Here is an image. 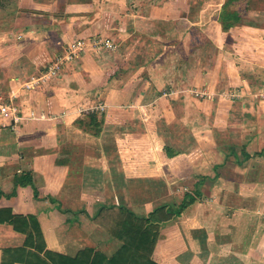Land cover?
<instances>
[{
    "label": "crops",
    "instance_id": "crops-1",
    "mask_svg": "<svg viewBox=\"0 0 264 264\" xmlns=\"http://www.w3.org/2000/svg\"><path fill=\"white\" fill-rule=\"evenodd\" d=\"M108 1H76L80 8L72 12L75 7H63L54 0L52 7L50 2L40 5L41 8L34 7L44 12L43 16H36L34 20L39 19L34 22L20 5L18 20H27L19 35L21 38L15 43L0 44L12 52L3 56V60L0 58V65L3 64L0 67V102L13 98L19 114L28 117L0 124V264H24V254L42 244L34 223L38 225L45 249L74 255L79 250L75 248L76 236L80 234L77 226L82 223L81 228L86 232L83 235L93 230L102 234L105 231L90 217L102 204H123L119 182H123L124 175L131 178L126 183H139L141 176L163 171L171 180L162 182L169 184L170 189H197L202 193L211 185L217 195L207 205L191 203L180 216L161 227L153 253L159 263L264 264V221L260 216L264 213V202H252L251 196L243 194L252 190L264 192V155L243 160L240 152L232 155L215 147L208 158L215 160L209 169L194 165L187 170L188 148L176 149L167 157L165 154H170L167 148L162 151L163 134L157 133L161 122L169 127L186 114L189 109L184 98L195 100L201 109L196 110L195 118L200 115L213 123L207 128L209 135L231 126L230 119L235 113L247 120L246 114L253 111L259 121H263L264 97L259 95L264 91V68L258 69V81L252 78V70L259 57L264 60V49L261 48V54L241 52L239 44L250 39L246 36L248 33L244 38L239 37L238 32L246 31L244 28L236 23L229 30H222L215 10L199 13L196 10L195 13L182 6V9L176 5L162 6L170 0H161L156 8L143 3L141 11L134 15L137 21L124 20L122 31L118 29L116 18L123 17L118 13L117 3L124 4V1ZM5 3L0 0V20L8 16L9 6ZM23 8L27 7L23 5ZM42 17L48 23L41 27ZM119 32L123 41L109 54L112 61L102 51L99 54L89 48L68 64L58 78L43 83L39 91L22 88L24 81L38 73L73 39L92 33L115 38ZM137 36L143 37L140 54L135 50ZM205 37L213 44L211 49H205ZM119 56L135 62L134 67L138 66L134 71L129 69L130 77L124 78L129 63ZM122 60L126 62L123 65ZM194 89H203L207 94L204 98L195 96L191 93ZM165 91L169 94L164 95ZM229 91L238 96L230 98ZM255 99L259 105H253ZM98 104H104L105 113L99 135L93 136L81 128L79 121L86 117L80 112H87ZM214 104L219 109L211 107ZM174 107L181 113L175 114ZM30 113L35 116H26ZM75 129L85 135L76 134ZM259 132L250 133L245 144L254 143L257 135L260 138ZM92 140L101 146V150L98 147L97 150L106 163H99L102 181L103 176L110 178L106 187L94 183L97 179L90 183L91 172L86 167L93 165L91 156L85 155L83 163L76 167L72 144ZM246 152L255 151L246 149ZM205 155L208 157L201 148L197 158ZM152 159H158L160 165L151 164ZM257 163L259 168L254 165ZM27 171L38 191L37 197L30 186H14V176ZM74 173L79 175L78 186L72 183ZM13 189L14 194L7 196ZM111 191L116 202L107 200ZM223 196L225 198H221ZM76 205L95 210L92 213L84 211L78 220L75 212L68 211L67 215L63 212L64 207ZM147 206V211H134L144 215L153 208L149 203ZM204 206L212 208L210 217L199 212ZM233 216H237L235 223L223 220L225 226L219 224L221 217L231 220ZM12 222L18 226L17 230ZM27 236H30L28 243ZM94 242L98 244L96 239ZM98 246L99 250L104 248L100 243Z\"/></svg>",
    "mask_w": 264,
    "mask_h": 264
},
{
    "label": "rangeland",
    "instance_id": "rangeland-1",
    "mask_svg": "<svg viewBox=\"0 0 264 264\" xmlns=\"http://www.w3.org/2000/svg\"><path fill=\"white\" fill-rule=\"evenodd\" d=\"M4 1H6L5 4H7L9 6V10L7 11L8 16L6 17V20H0V31H1L0 32V44L5 43L8 45L11 43H15L16 39L18 40L21 38L19 35H21L23 32L22 27H24L25 24L27 23L26 22L27 20L26 21L18 20L19 15H21L20 10H19L20 5L22 7V11L26 10L25 13H29L31 15L32 20H30V21L34 22V21H38V19H39V18H37V20H34L36 16L39 17L40 15H42V16L44 15V12L42 9L36 11V10H34L35 9L34 7H40L41 8L40 5L48 4V2H50V7H52L51 3H53L54 0H4ZM76 1L83 2L84 0H58L59 5H61L63 7H65L67 5L70 7H75L72 9V12H75L76 8H80V6H78V4H76ZM109 1H111V0H109ZM123 1H124V4L122 2H120V4L117 3V6L119 8L118 9L119 12L118 11L117 12L123 17L122 18H119V17L116 18L117 21L119 22V25H118L119 28L118 29L122 30V31H124V25H125L124 20L126 21V19H130V21H132V22H133V20L137 21V18L134 17V15H137L138 11H141V9L143 8V3H146V5H148V7L156 8L158 6L157 4L161 0H123ZM111 2H116V1L113 0ZM133 4L136 6H134ZM23 5L26 6L27 8H23ZM168 5L169 6L170 5H176L179 8H181V6H182V7H184L183 9H190L193 12L198 10V13L201 10H207V11L208 10H215V13L217 15L216 19H217L218 23L220 24L222 30H225V31L229 30L230 27L235 26V24L237 23V25H239V27L244 28L246 30V31H243L242 33L238 32L239 37L244 38L245 35L248 33L246 36H248L250 39H246L242 43L239 44L241 52L256 51L258 54H261V52H262L261 48L264 49V46H263L264 45V38H263L264 37V0H170V2L169 1L165 2L162 6L164 7V6H168ZM109 6H111V5H109ZM47 7H49V6L47 5ZM77 13L80 15V11L77 10ZM195 13H193V15ZM81 14H83V12H81ZM79 15H78V17H80ZM85 17H87V15ZM85 17H83V18H85ZM89 18H91V16H88V19ZM85 20H87V19H85ZM40 21H41V27L44 25L46 26V24L48 23L46 21V19H44V17L40 18ZM141 22H142V19H141ZM142 23H144V22H142ZM135 24H136V22H135ZM145 25L146 24H142V26H145ZM130 27H132V26L130 25ZM247 27H251L253 30L251 28H247ZM125 30H129V29L126 28ZM139 30H141V29H139ZM248 31H250V33ZM128 32H130V31H128ZM128 32H126V33H128ZM123 34H125V33H123ZM132 34H134V33H131L130 35H132ZM88 35L89 36H87V37L81 38L85 42L90 44L89 46H86V50L91 48V49L95 50L93 52H99V54L102 51L108 57H110L111 61H112V56L109 54H111L113 51L117 50L118 49V47H117L118 43L119 42L121 43V41H123L122 40L123 36H121L122 33L119 32L117 35V37L120 36L119 38H117V37L113 38V36L110 37L113 40V45L111 46V47H113L112 49H111V47L107 48L106 46H104L103 49H99V47L97 45H95L94 43L91 44L92 39H93L94 35H100V36H103V35L99 34V33H97V34L92 33V34H88ZM178 35H179V33L177 34V36ZM104 37H106V36H104ZM76 39H80V38H76ZM73 40H75V39H73ZM135 40L137 42V43H135L136 44L135 50L138 51V54H140L139 52L142 51V48H143V46H142L143 37L137 36L135 38ZM204 41L206 44L205 49H211L213 44L208 42V38L205 37ZM123 47L125 49L127 46H123ZM186 47H188V46H186ZM10 49L13 51L17 50L16 48H10ZM9 53H12V52H10L9 49H6V48H3L0 46V58L2 60H3V56H5ZM137 56H139V55H137ZM119 57H120V59L124 58V56L123 57L119 56ZM123 60H125V58ZM123 60H122L121 65H123V63H126V62H123ZM260 60H261V57H259L257 64H254V67L252 70V78L255 79V81H258V75H259L258 69L264 68V60H261V61ZM125 61H128V60H125ZM135 61H136V58H135ZM73 62L74 61H72L71 63H73ZM71 63H69V64H71ZM127 63H129V67L127 69H125L126 73L124 74V78L130 77V71L131 70L129 71V69L133 70L134 68H138V66L134 67L135 62H133V61H128ZM45 66L46 65L41 67V69H43ZM0 67H3V64L0 65ZM120 73H124V72H120ZM119 76H120V74H119ZM120 78H121V76H120ZM120 78H119V80H120ZM52 79H55V78H52ZM52 79H50L49 82ZM42 84L40 85L41 87L40 86L36 87V89L34 91H39L40 88H42ZM254 86H257V84H255ZM193 94L195 96H199L201 98L205 97V95L200 96V95L195 94V93H193ZM10 99L13 100V98H10ZM184 103H185V105L187 104V107L189 109L186 111V114L181 119H179V117H178V120H177L178 122L174 123L173 125H171L169 127L166 126L165 124H163V122H161L160 127H158L157 133H158V135L163 134L161 137L163 139L161 142L164 143V147L162 148V151H163V149L167 148V150L170 153V154H165L167 157L171 154L173 155L174 151L175 152L177 151L176 149L180 150V149L188 148L189 159H188L187 170L190 167H194V165L198 166V167H206V170H207V168L209 169L211 167V165L213 164V161H215V160L208 159V158H211L210 153H214L216 148H221V150L223 149V151H227V152L230 149L234 150L235 152H240L242 147H244L245 150L248 149V151L249 150L259 151L261 148L264 147V138H263L264 137V120L259 121V117H257V113L250 110L251 114H249V113L246 114L247 120L243 119L242 116L239 117V115L237 113H235L236 116H234L232 119H230V121H233V124H231V126H229L226 130H222L224 128H221V130H222L221 132H217L215 130L212 132V135L211 134L209 135V131L207 130V128L211 127L213 123L207 122L206 120H203L202 118H200V115L198 116V118H195V116L197 114L196 110L198 112L201 111V109H198L199 107L197 106L196 101L195 100L193 101L189 98H184ZM216 104H218V102ZM102 105H104V104H102ZM253 105H259V102L257 101V99L254 100ZM211 107H214L215 109H219V107H217L215 104L211 105ZM224 107H227V106H224ZM205 109L209 110L211 108H205ZM233 110H234V108H233ZM80 113L84 114V117H86L87 115L94 114V111H90V109H88L87 112L82 111ZM103 113H105V106H103L102 114L100 113V114H97L96 116L99 118L103 117ZM179 113H181V112L176 107L175 108V114L178 115ZM84 119H87V118H84ZM163 120H164V117H163ZM179 121H180V124H178ZM197 121H200V122H198V125H195V123H197ZM185 124H187V125L184 126ZM80 125H81V123H80ZM101 127H102V124H101ZM81 128L83 129V125L81 126ZM259 130H260L259 133H260L261 137L259 138V136L257 135L255 137L256 140L254 143H250V145H249V143L245 144V140L247 137H249L250 133L258 132ZM199 132H200V135H197V134H199ZM75 133L78 135H82V136L85 135L81 131L79 133V131H77L76 129H75ZM92 141H90L89 143L78 142L76 144H72L75 147L73 156L75 157V161H76V165H77L76 167L78 168V166L83 163L85 155L88 154V157L89 156L92 157L91 161L93 162L92 167H90V166L86 167V169L89 172H91V173H89L90 183L93 184L92 181H94V179H97L98 182L95 180L94 183H96L98 186L103 185L106 187V184L108 183V180L110 178L103 176L104 180L102 181V174H100L99 163L100 162H101V164L102 163L106 164V163L103 161V159L101 157V152L98 153V150H97V147L100 149L101 146H100L99 142H94V141L92 142ZM201 148H203L205 150V152L208 153V157L205 155L204 158H202V159L197 158L198 153L200 152ZM112 155H113V153H112ZM241 157H242V155H241ZM152 163L156 166L160 165L159 164L160 161L158 159H155V160L152 159L151 164ZM254 165L257 168L260 167V164H258V163L254 164ZM182 167H184L183 164H182ZM75 171L77 172L78 170L76 169ZM157 173H159V172L157 171ZM87 179H88V177H87ZM129 179H131V178H128L127 175H124L123 176V182L122 183L119 182V184L121 186L120 188L123 192V201L122 202L127 207H128V205H131V207L133 209L131 207H129L130 209L135 210V211H139V212L147 211L148 210L147 209L148 203L151 205V207H155L157 205H161L164 203H170V204L178 203L181 200L183 193L185 192V191L181 190L180 188L176 189L174 187L173 189H170L169 184L163 183L162 180H166V181L171 180L170 178H167V176L164 174V171L162 174H156V175L149 174V175H145V177L141 176L139 183H132V182L129 183V181L126 183V181ZM259 181H260V177H258L257 182L259 183ZM261 181H262V179H261ZM72 183H74V185L78 186L79 175L74 173V179L72 180ZM177 187H178V185H177ZM190 190H192V188H190ZM201 192L202 193L195 199V201L198 203H202L203 205L210 204L216 198L214 195H217V191H214V189L211 185L206 186L203 189V191H201ZM220 194H222V193H220ZM243 194L251 196L252 202H255V200H260L261 202H264V192L263 191H259V190L253 191L252 190V192L250 191L247 193L244 191ZM111 195L114 196L113 191H111V192H109V194H107L108 202H116L115 197H113ZM119 196L121 197V195H119ZM221 198H225V197L223 196ZM134 206H138V207H134ZM85 209L86 208L78 207L76 205L75 207H70V208L64 207L65 211L63 210V212H65L66 215H67L68 211L70 214H72V212H75V218H77V220H78L79 217H82L81 215L84 211L86 213H88L87 211L92 213L95 210L94 207H87V209L86 210ZM199 212H203V214L207 215V217H210L213 214L212 208L206 207V206L199 208ZM260 216H262L263 221H264V213L261 214ZM70 217H71V215H70ZM232 218H234V219L227 220L224 217H221L219 224L221 226H225V224H223L225 222H221L223 220L227 221V223H235L237 216H233ZM110 223H113V219H112V221H110ZM81 226H82V223L80 226H77L78 227L77 229H79L80 234H79V236L77 235L76 239H75V242H76L75 248L76 249L82 250L86 247H90L92 245H95L94 239H96L98 244L100 243L101 246L104 245V248L100 251L105 253L106 255L110 256L112 253H114V251L119 246V244H115L116 243L114 241L115 239L111 238L109 234H106L104 236L105 232H102V234H101L100 232H98V230H93L91 234H84L83 235V233H86V232H83ZM83 228H86V227H83ZM87 235H88V237H87ZM98 244L93 246L97 250H99V248H100L98 246ZM154 249H155V247H154ZM79 250H77V252ZM153 253H154V250L152 252V259L155 260L156 262H158L154 258Z\"/></svg>",
    "mask_w": 264,
    "mask_h": 264
},
{
    "label": "trees",
    "instance_id": "trees-1",
    "mask_svg": "<svg viewBox=\"0 0 264 264\" xmlns=\"http://www.w3.org/2000/svg\"><path fill=\"white\" fill-rule=\"evenodd\" d=\"M87 119L79 121L86 132L93 136H98L101 131L102 117L98 118L95 114L86 116ZM229 153L235 155V151L230 149ZM243 160L250 157L264 155V148L252 154L245 149L240 151ZM241 163L242 161H237ZM30 186L33 195L38 196V191L34 186L31 173L29 171L14 176V186ZM8 194L10 196L14 194ZM200 191L194 189L185 191L178 203H164L153 207L144 215L137 214L126 205L102 204L90 219L99 225L111 238L119 242V246L110 256L95 249L86 247L79 250L74 255H66L45 249L41 240L38 225L34 223L37 230L38 240L41 245L34 247L35 250L27 251L22 258L24 264H160L152 259V252L159 238L161 227L180 216L181 212L200 195ZM113 223H110L112 221ZM13 228L18 229L15 222ZM30 236H27V243ZM32 242V237H31Z\"/></svg>",
    "mask_w": 264,
    "mask_h": 264
},
{
    "label": "built area",
    "instance_id": "built-area-1",
    "mask_svg": "<svg viewBox=\"0 0 264 264\" xmlns=\"http://www.w3.org/2000/svg\"><path fill=\"white\" fill-rule=\"evenodd\" d=\"M95 44L99 47V49H103L104 46L111 47L113 45V40L110 37H104L100 35H94L91 44ZM87 42L83 39H75L67 43L62 52L54 57L43 69H41L38 73L31 75L26 81L22 83V88L25 90H35L36 87H39L42 83L49 81L52 78H58L66 66L75 61L79 56L86 51V46H89ZM113 47H111L112 49ZM192 93L198 94L200 96H204L207 93L203 89H194ZM164 95H168L169 92L165 91ZM230 98H236L238 96L235 92H228ZM262 98L264 97V91L260 92ZM102 104H98L92 108L90 111H94V114H102L103 112ZM20 110L15 105L14 101L9 99L8 101L0 102V124H4L5 121L9 119H14L15 121L22 120L28 117L22 116ZM29 117H34L33 113L26 115Z\"/></svg>",
    "mask_w": 264,
    "mask_h": 264
}]
</instances>
